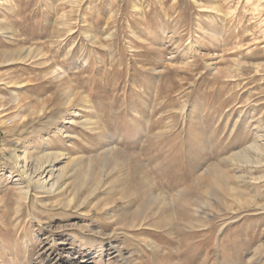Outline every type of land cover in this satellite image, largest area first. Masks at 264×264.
Returning <instances> with one entry per match:
<instances>
[{"label":"rangeland","instance_id":"obj_1","mask_svg":"<svg viewBox=\"0 0 264 264\" xmlns=\"http://www.w3.org/2000/svg\"><path fill=\"white\" fill-rule=\"evenodd\" d=\"M0 264H264V0H0Z\"/></svg>","mask_w":264,"mask_h":264},{"label":"bare ground","instance_id":"obj_2","mask_svg":"<svg viewBox=\"0 0 264 264\" xmlns=\"http://www.w3.org/2000/svg\"><path fill=\"white\" fill-rule=\"evenodd\" d=\"M38 169H39V167H38Z\"/></svg>","mask_w":264,"mask_h":264}]
</instances>
